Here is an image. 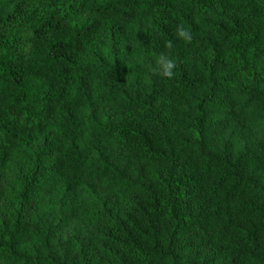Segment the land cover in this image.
<instances>
[{
	"label": "trees",
	"instance_id": "obj_1",
	"mask_svg": "<svg viewBox=\"0 0 264 264\" xmlns=\"http://www.w3.org/2000/svg\"><path fill=\"white\" fill-rule=\"evenodd\" d=\"M251 129L264 0H0V264H208L211 244L264 264V188L238 177L264 158ZM111 193L130 207L97 237Z\"/></svg>",
	"mask_w": 264,
	"mask_h": 264
},
{
	"label": "rangeland",
	"instance_id": "obj_2",
	"mask_svg": "<svg viewBox=\"0 0 264 264\" xmlns=\"http://www.w3.org/2000/svg\"><path fill=\"white\" fill-rule=\"evenodd\" d=\"M241 135V131L238 128H230L227 131L223 133H217L215 134L209 141V149L212 152H219L221 148L224 146L225 142L227 141H234V143H238V138ZM248 139L251 143V148L255 149L256 145L258 147H261L264 145V134L260 130H249L247 132ZM233 143L229 144L230 149L235 150L233 148ZM254 151V150H252ZM232 155H234V152L232 151ZM234 158V157H232ZM233 160V159H232ZM130 167H133V164L130 165ZM142 168V171L145 172V168L143 166H140ZM238 177L241 179H244V181L248 182V187H260L261 189L264 188V158L258 155L256 153L255 159H252L251 163L247 166H244L242 169L238 171ZM205 186H208V182L205 183ZM113 193L109 194V200L108 203L110 207L107 209L106 216L103 220L95 222V227L97 228V237L99 235H102L108 230V225L110 224L113 217L118 216V214L121 211H128L130 207V201L129 198L127 199H121L117 198L116 196L112 195ZM208 200H206L204 197H201L198 201L197 207H201L202 205L206 204ZM254 225H257L260 220L256 219L252 221ZM69 232L75 233L79 230V236L87 237L88 239H93L94 234L92 229L90 228V224L88 222L79 221L74 226L68 228ZM92 241V240H91ZM98 241V240H97ZM96 242L93 240L91 244V251L95 249ZM60 253H69V259H71L75 253L77 252L76 247L72 243H68L67 246H62L61 248H57ZM229 247H222L216 249V246H213V244L208 247V250L199 249L197 250L199 254V261L205 260L208 264H221L222 259L221 255H226L227 252H229ZM243 257L238 258V260H235V264H255V262L252 260V258H249V252H246L243 254ZM261 256L258 255L257 259H260ZM95 263V262H94ZM225 264H228L227 261Z\"/></svg>",
	"mask_w": 264,
	"mask_h": 264
},
{
	"label": "clouds",
	"instance_id": "obj_3",
	"mask_svg": "<svg viewBox=\"0 0 264 264\" xmlns=\"http://www.w3.org/2000/svg\"><path fill=\"white\" fill-rule=\"evenodd\" d=\"M177 36L180 39H183L185 42H191L192 37L190 32L185 29L183 26L177 27ZM159 64L162 68V75L171 79L174 76V69L176 67L175 61L168 59L165 56H161L159 60Z\"/></svg>",
	"mask_w": 264,
	"mask_h": 264
}]
</instances>
